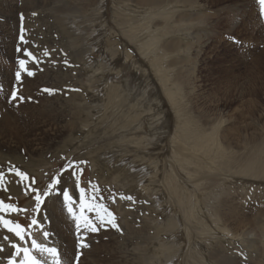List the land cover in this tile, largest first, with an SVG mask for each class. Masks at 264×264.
<instances>
[{"label":"rangeland","instance_id":"rangeland-1","mask_svg":"<svg viewBox=\"0 0 264 264\" xmlns=\"http://www.w3.org/2000/svg\"><path fill=\"white\" fill-rule=\"evenodd\" d=\"M6 1L0 0V119L7 110L19 116L0 132V264H33V258L40 264H151L158 255L156 239L162 228L151 225L150 220L167 219L175 206H149L152 199L158 201L159 195L149 198L143 192L140 196V185L134 189L135 184L124 174L136 170L132 161L137 169L142 168L141 154L156 150L154 145L166 143L165 148L170 149L166 135L173 134L177 122L149 61L139 53L133 37L123 33L135 27L134 21L149 23V4L144 0H15V6L8 7L11 12ZM166 4L163 8L168 12L171 3ZM198 4L187 20L192 24L180 31L189 43L184 51L186 59L172 52L177 55L170 60V74L181 84L185 111L204 127L215 124L218 142L229 144L236 159L242 161L250 157V146L256 144V140H249L251 131L259 133L258 145L264 142V4L260 0H198ZM97 11L103 13V25L92 22ZM156 17L155 25L162 26V19ZM104 40L105 45L101 43ZM167 42L176 43L165 37L161 44ZM118 43L121 55H113L110 51H115ZM169 43L166 48L174 50ZM153 51L149 49L150 56ZM20 60L25 61L23 66ZM16 72H20L19 80L15 79ZM107 85L109 95H104ZM112 86L114 91L110 92ZM12 91L24 99L12 100ZM148 114L154 119L149 129ZM135 115V123L144 124L146 134L129 131L137 126ZM50 126L51 131L47 128ZM157 139L163 140L160 143ZM148 140L149 150L139 149ZM163 153L161 159L166 156L170 160L171 151L165 149ZM17 171L26 177L21 180ZM216 175L224 182L217 193L223 190V195L233 196L230 203L239 204L240 212L252 221L248 231L263 238L264 180L236 174L231 181L234 183L225 188L223 172ZM30 188L40 190L39 209L37 193ZM65 189L71 199L63 195ZM230 203L222 207L226 210ZM9 204L16 210L7 209ZM215 209L212 206L211 210ZM33 219L37 224H31ZM4 221L10 222L7 227ZM87 221L100 231L93 233L91 227L85 228ZM109 221L117 227H109ZM9 229L21 231L24 239ZM206 233L197 232L190 245H198L201 239L208 241ZM179 235L183 244L182 229ZM226 236L216 233L208 243L229 247L228 255L230 251L237 257L247 252L243 241L231 234ZM33 240L45 248H55L56 256L41 254L33 247ZM81 241L89 247L81 248ZM137 247L147 251L134 252ZM77 253L79 257L75 258ZM218 254L227 256L226 252ZM217 260L224 261L211 256L208 263L219 264ZM263 260L257 264H264Z\"/></svg>","mask_w":264,"mask_h":264},{"label":"bare ground","instance_id":"bare-ground-1","mask_svg":"<svg viewBox=\"0 0 264 264\" xmlns=\"http://www.w3.org/2000/svg\"><path fill=\"white\" fill-rule=\"evenodd\" d=\"M144 1L147 2V4H149V23L140 22L139 24H137V22L134 21L136 23L135 27H131L129 28L128 31H123V33H126L128 37H133L132 38L133 42L138 48L139 53L142 55V57L145 60L147 59L149 61L151 70L153 71V76L156 77L158 83L162 84V88H163L162 93L163 95L166 96L167 100L170 102L173 108V111H174L173 113L175 115V122H177V126L173 134L169 135L167 133L166 135L170 149L165 148L166 143L154 145V147L156 148V150H158V152H155L156 150H154L151 153L150 152L149 153L143 152V154H141L142 152L140 153L141 155H143L140 158H143L144 160L143 161L144 166L142 168L137 169L136 168L137 165L134 164V161H132L133 162L132 166L136 170H133V171L128 170L130 173L125 172V174L124 172H122L124 174V177H126L128 181L131 182V184L132 183L135 184L134 189L136 188V186L140 185L139 186L140 188L138 191L140 196L143 195V192H144V196H147L149 198H151L153 195H159L158 201L152 199L149 206H155L158 209L159 207L162 208V206H172V207L175 206L173 210H169V212L167 213L166 215L167 219L161 218L158 221L157 219L150 220L151 225L158 226V229L162 228L161 233L159 234V237L156 239L157 243L159 244L158 255L153 257V261L151 262V264H209L208 261H209V258H211V256L214 259L222 258L224 260L223 262L217 260V263L219 264H251V263L257 264V263H260V261L264 259V237L259 238L258 236L256 237V236L251 235L252 233L248 230H250L252 226V221L250 220L249 216L240 212L241 207L239 208V204L236 203L235 205L233 203H230L231 201H233V196L231 195L226 196L227 194L223 195V190L221 191V193H217L218 189L223 187L222 184L224 182L221 183V181H219L221 178L217 177L218 174L216 175V173L218 171L223 172V175L225 177L224 180H227L225 182V186H224L225 188L231 186L234 183V182L232 183L231 181L235 180V178L237 177L235 176L236 174H238V177L256 178L259 180H262V179L264 180V142L260 143L259 145L257 144L259 133L253 128L254 130L251 131V133L249 134V136L251 137L249 140H251L252 142L256 140V144H254L253 146H250V150H252V152L250 153L251 155L250 157H247L244 160H242L243 162L241 160H237L234 154L235 151H233L230 148L229 144H226V143L222 144L221 142L220 143L218 142L217 135H216L217 127L215 124L213 125L210 124L211 126L204 127L203 123H201L199 119H195V117L191 115V113L186 112L183 107V103L181 102V96H180L181 95L180 94L181 84H179V82L177 81V78L171 76L170 74L171 70L169 69V63H170V60L174 57V55H177L174 53H181V55H183L182 58L186 59V55L184 54V51L187 50V45L189 46V43L187 44V41L185 40V36H183L180 33V31L184 29V26L186 24H192V22H188L187 20L191 19L190 16L194 12V10L196 9V7H199L198 0H144ZM166 2L171 3L170 11L168 10V12L166 11V8H163L164 6L168 5V4L165 5ZM4 4L8 8L9 5H13L14 7L16 2L15 0H7L6 2H4ZM184 7L187 8V9L185 8L186 9L185 12H183ZM167 8L169 9V7ZM8 10L10 9L8 8ZM96 13H97L96 15L92 13L94 15L93 17L88 15L89 18L88 16L87 18L90 19L91 17L92 22H96V23L103 25L104 23L103 22L104 17L102 18L103 13L98 12V11ZM116 13L117 12H115V15ZM87 14H90V12ZM156 16H159V18L162 19L163 25L160 27H158L159 23L155 25L156 24L155 21L158 20V19L156 20L157 18ZM83 22L85 21L83 20ZM159 25H161V23ZM152 26H153V29H151ZM165 37H167V39L173 38L174 41H176V43L171 45V43L167 42L165 43V45L164 44L162 45L161 42ZM105 42L107 41L106 40H104L103 42L101 41V43L104 45H105ZM177 42H180V43H177ZM168 43L171 45L173 49L174 48L175 49L172 50L170 46H167L166 48V44ZM117 46H119V43L114 46L115 51H112V50L110 51L113 55H117V54L121 55V52L119 51V48L121 46L119 48H117ZM108 47L109 45H106L105 48H108ZM149 49H151L152 51L153 49H155V52L153 51L154 53L151 52L154 54V55L152 54L153 57H151L152 55L151 56L149 55L150 54ZM8 51H10V49H8ZM172 52L174 53L171 54ZM125 57L131 60V57L127 53L125 54ZM132 62L133 60L131 61V63ZM180 62H181L180 60L174 61V63H180ZM4 70L6 71L5 68ZM144 74L145 73H141L140 75H144ZM137 85L140 86V84H137ZM108 87L109 86L107 85L106 87L107 89L105 90L104 95L108 94L107 93L109 91ZM114 87L115 86H112L110 88V92L114 91L113 90ZM129 88L130 86L128 87V89ZM137 88H140V87H137ZM134 90L135 88L133 89V91ZM143 91H146V90H143ZM147 99H149V96L148 98H146V100ZM131 106H134V105H131ZM146 112H149V109ZM20 115L23 116L21 113ZM17 116H19L18 113L12 112L11 110H7L3 114L2 118L0 119V132H4L6 130L7 124H10V125L13 124ZM151 120L153 121L154 119L153 117H149V114H148V119H147L148 129H149V122L150 123L152 122ZM136 121L137 119L135 115L134 123ZM114 123L115 121L113 122V124ZM206 124H209V123H206ZM244 124L245 123H243V125ZM135 125L137 126L136 128L133 127V131L131 129L129 130L130 127L128 129L127 128L125 129L129 130L131 133H134V134L137 132L146 134L147 131L146 132L143 131L144 124L141 125L139 123H135ZM51 127L52 126L47 127V128L51 131ZM85 128H86V125H85ZM247 128H248V124H247ZM45 132H46L45 130L42 131V133H45ZM139 137L144 140L142 136H139ZM162 140L163 139L158 140V141L161 143ZM149 145H151V143H149V140H148L146 144H144V146L139 145L141 146L139 147V149L142 148L145 151H148ZM165 149L171 151L170 155L168 156L170 160H166L167 159L166 156H165L166 159L165 158L161 159L164 155L163 151H165ZM135 153H137L136 150H135ZM159 155H160V164H159ZM109 168L111 167L109 166ZM114 168L116 167L114 166ZM143 168H145L144 171H142ZM123 170L125 171V169ZM140 190L142 192H140ZM215 202H216V205H215ZM225 202L230 203L228 204V208L226 210L222 207V206H225L224 205ZM53 206L51 208H53ZM212 206H215L216 208L215 211L211 210ZM220 208L223 209L222 212ZM56 215L57 214H55V217ZM63 216L65 215H62L61 217ZM181 217H182V222H181ZM253 220L255 222V219ZM64 223H67V222L65 221ZM58 228H59V225H58ZM65 229L67 230V228ZM179 229L183 230V234H184L183 244L179 243V236H180ZM197 232L199 233L207 232L205 234V237H207L206 239L208 241L213 239L216 233H220L222 235L226 234L227 238L229 234H231L233 238L237 237L240 241H243V243H245L247 252L237 257V256L232 255V251H230L231 255H228L229 247L226 248L223 245L210 244V242L208 243V241H205L202 239L200 240V243L198 245L193 244V243H191L190 245L191 237L195 238V235L197 234ZM62 235H65V233ZM70 245H69V249L71 248ZM132 250L134 252H140V250L144 252L147 251L145 248L142 249L139 247L132 249ZM218 251L222 253L224 252V254L226 252L227 256L225 257L222 254L219 255ZM139 254H143V253H139ZM70 256L72 255L70 254ZM67 257L69 258V256ZM144 264H147V263L145 262Z\"/></svg>","mask_w":264,"mask_h":264},{"label":"snow or ice","instance_id":"snow-or-ice-1","mask_svg":"<svg viewBox=\"0 0 264 264\" xmlns=\"http://www.w3.org/2000/svg\"><path fill=\"white\" fill-rule=\"evenodd\" d=\"M260 3L261 4H264V0H260ZM21 39H23V37H21ZM28 55L31 56L32 53L29 52ZM19 64L21 66H23L25 64V61L24 60H20L19 61ZM28 74L29 75H32L33 73L29 72ZM15 79L16 80H19L20 79V72H16L15 73ZM45 91H49V90L48 89H45ZM10 97L12 98V100H16L18 98L19 100L22 101L24 99V97H22V96L21 97H17V92L16 91H12L10 93ZM69 167H71V166H69ZM17 175H20L21 176V180H23L26 177V174L25 173H20L19 171H17ZM73 175H75V173H73ZM2 180H3V173H0V181H2ZM33 183H35L34 178H33ZM55 183L56 184H59V180H56ZM49 187H51V185H49ZM29 190L30 191H34V192L37 193L36 196H35V199L37 201L36 207H37V209H39L41 207L40 190L39 189H31V188ZM81 192H83V189H81ZM44 195L47 196L48 195V192L45 191L44 192ZM63 195L66 198L71 199L70 197H68V191H67V189H65L63 191ZM0 204H3V201H0ZM6 207L9 210H13V211L16 210L15 207L13 205H10V204L7 205ZM82 207H83V205H82ZM89 210H92V209L90 208ZM69 211L70 212L72 211L71 207L69 208ZM0 219H2V218H0ZM9 223H10L9 221H4V226L7 227V225ZM31 224L32 225H35V224H37V221L35 219H33L31 221ZM103 226L104 225L101 224V227H103ZM108 226L111 227V228H116L117 227V225L115 223L111 222V221L108 222ZM16 227L19 228V225H17ZM77 227L79 228V225H77ZM88 227H91V231L93 233L100 231V228H98L95 225H93L90 221H87L85 223V228H88ZM9 231L10 232H15V235L17 237H19L21 240L24 239V235H23V233L21 231H17L16 229H9ZM44 236L47 237L48 236V233L47 232H44ZM5 239H7V237H5ZM32 243H33V247L37 248L41 252V254H51L53 257H55L56 254H57V250L55 248H45L42 245H38L35 240H33ZM80 247L81 248H87V247H89V245L87 243L81 241L80 242ZM25 251L27 252V249H25ZM78 257H79V253H77V256L75 258H78ZM9 264H12V261H9ZM33 264H40V262L39 261H36L35 258H33ZM57 264H59V262H57Z\"/></svg>","mask_w":264,"mask_h":264}]
</instances>
